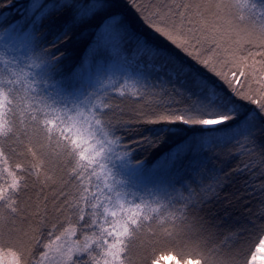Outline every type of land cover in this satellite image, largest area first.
Instances as JSON below:
<instances>
[{"label": "snow or ice", "instance_id": "6c2138e0", "mask_svg": "<svg viewBox=\"0 0 264 264\" xmlns=\"http://www.w3.org/2000/svg\"><path fill=\"white\" fill-rule=\"evenodd\" d=\"M0 264H264V0H0Z\"/></svg>", "mask_w": 264, "mask_h": 264}, {"label": "trees", "instance_id": "16d2710c", "mask_svg": "<svg viewBox=\"0 0 264 264\" xmlns=\"http://www.w3.org/2000/svg\"><path fill=\"white\" fill-rule=\"evenodd\" d=\"M226 191H228L229 193H231L232 191H235V186L233 188L227 189Z\"/></svg>", "mask_w": 264, "mask_h": 264}]
</instances>
